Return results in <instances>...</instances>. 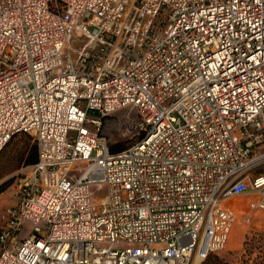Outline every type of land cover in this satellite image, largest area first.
Masks as SVG:
<instances>
[{
	"label": "built area",
	"instance_id": "obj_1",
	"mask_svg": "<svg viewBox=\"0 0 264 264\" xmlns=\"http://www.w3.org/2000/svg\"><path fill=\"white\" fill-rule=\"evenodd\" d=\"M20 134L0 264H201L234 198L264 210V0H0V153Z\"/></svg>",
	"mask_w": 264,
	"mask_h": 264
},
{
	"label": "rangeland",
	"instance_id": "obj_2",
	"mask_svg": "<svg viewBox=\"0 0 264 264\" xmlns=\"http://www.w3.org/2000/svg\"><path fill=\"white\" fill-rule=\"evenodd\" d=\"M103 131L111 143L125 142L128 146L139 140L143 132L137 110L130 107L106 116ZM35 142L31 135H17L0 156V185L7 183V188L0 194V204H4L1 213L17 203L19 186L25 177L21 170L26 165L20 162V166L15 168L11 158L17 151ZM94 191V194L106 192L105 189L97 188ZM249 200L248 195H240L232 200L238 221L226 249L215 254L231 264H264V210L247 209ZM28 235L29 232H23V237Z\"/></svg>",
	"mask_w": 264,
	"mask_h": 264
},
{
	"label": "trees",
	"instance_id": "obj_3",
	"mask_svg": "<svg viewBox=\"0 0 264 264\" xmlns=\"http://www.w3.org/2000/svg\"><path fill=\"white\" fill-rule=\"evenodd\" d=\"M26 135H30V134H26ZM143 136H144V132H141L139 139L142 138ZM13 139L11 141H13ZM11 141L1 151L0 156L3 154V152H5V148L11 143ZM126 147H128V145H126L125 142L111 143V151L113 153L119 152ZM12 157L13 158H11V160L15 164L14 165L15 168H18L20 166V162L25 165L36 163L39 158L37 143L35 142L31 145H26L22 150H19L16 153H14ZM6 188H7V183L0 185V194L4 192ZM202 264H231V263L223 260L222 258H220L215 254H211Z\"/></svg>",
	"mask_w": 264,
	"mask_h": 264
},
{
	"label": "crops",
	"instance_id": "obj_4",
	"mask_svg": "<svg viewBox=\"0 0 264 264\" xmlns=\"http://www.w3.org/2000/svg\"><path fill=\"white\" fill-rule=\"evenodd\" d=\"M3 207H4V204H0V224H1V221H2V215L4 213V212L1 213V210H2Z\"/></svg>",
	"mask_w": 264,
	"mask_h": 264
}]
</instances>
